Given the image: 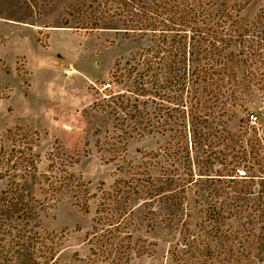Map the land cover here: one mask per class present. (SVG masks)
Segmentation results:
<instances>
[{
  "label": "trees",
  "instance_id": "obj_1",
  "mask_svg": "<svg viewBox=\"0 0 264 264\" xmlns=\"http://www.w3.org/2000/svg\"><path fill=\"white\" fill-rule=\"evenodd\" d=\"M250 2L77 0L76 28L113 24L126 34L150 38L111 73L117 85L125 86L114 93L115 127L122 139L140 130L168 135L153 157L162 167L170 161L177 168L180 160L178 169L162 168L165 173L154 179L128 171L129 180L121 177L112 192L104 193L88 237L89 254L62 262L64 235L46 230L43 217L80 184L53 152L47 169L39 171L35 143L22 138L26 130H9L10 144L0 149V179L7 182L0 192V264H138L147 248L135 237L143 226L172 240L169 264H264V196L256 204L245 202L254 192L244 186L249 177L240 175L239 162L224 174L203 170L213 156L221 160L224 150L239 159L236 148L248 133L231 132L227 124L246 109L248 95L264 94V4L249 26L240 33L236 28ZM6 97L0 86V100ZM248 128L254 141L259 138L256 127ZM193 152L202 158L198 178ZM189 185L198 189L195 204L186 200ZM141 199L152 203L147 223L140 219Z\"/></svg>",
  "mask_w": 264,
  "mask_h": 264
},
{
  "label": "rangeland",
  "instance_id": "obj_2",
  "mask_svg": "<svg viewBox=\"0 0 264 264\" xmlns=\"http://www.w3.org/2000/svg\"><path fill=\"white\" fill-rule=\"evenodd\" d=\"M76 4L77 0H0V86L7 95L0 100V149L10 144L8 131L21 127L26 130L22 138L35 143V153L40 155L39 171L47 169L53 152L80 184L43 217L46 230L64 235L62 262L71 261L75 254L82 258L89 254L88 237L104 193L112 192L121 177L129 180L128 171L154 179L165 173L162 168L174 171L180 162L175 161L177 168L170 167V161L162 167L153 157L168 135L140 130L122 139L115 127L114 93L125 86L117 85L111 73L118 61L147 47L150 38L126 34L113 24L96 30L76 28L80 23ZM263 4L264 0H251L241 11L236 23L239 33L254 21ZM247 100L246 109L238 110L227 124L231 132L242 128L248 133L242 147L236 148L239 159L224 150L226 157L219 154L217 161L213 156L203 170L208 169L210 176L224 174L239 162L240 175L249 177L243 184L254 192L245 202L256 204L264 196V94L248 95ZM248 127L258 129L255 141ZM190 161L198 178L202 158L193 152ZM135 167L141 169L132 170ZM250 176L255 177L253 183ZM6 184L0 179V192ZM186 189L187 202L195 204L198 189L195 185ZM147 201H137V207H145L140 217L145 223L153 218L152 203ZM135 237L147 247L138 264H169L172 240L164 232L143 226Z\"/></svg>",
  "mask_w": 264,
  "mask_h": 264
}]
</instances>
